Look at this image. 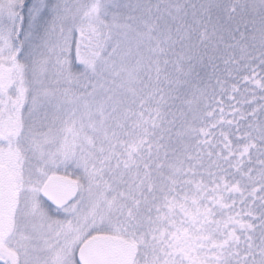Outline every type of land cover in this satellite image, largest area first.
Returning <instances> with one entry per match:
<instances>
[{
	"label": "snow or ice",
	"instance_id": "6c2138e0",
	"mask_svg": "<svg viewBox=\"0 0 264 264\" xmlns=\"http://www.w3.org/2000/svg\"><path fill=\"white\" fill-rule=\"evenodd\" d=\"M0 264H264V0H0Z\"/></svg>",
	"mask_w": 264,
	"mask_h": 264
}]
</instances>
